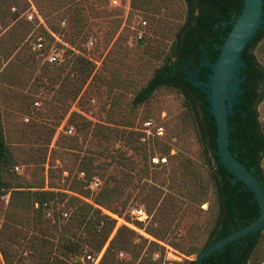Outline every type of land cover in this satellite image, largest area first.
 Returning a JSON list of instances; mask_svg holds the SVG:
<instances>
[{
  "label": "rangeland",
  "instance_id": "rangeland-1",
  "mask_svg": "<svg viewBox=\"0 0 264 264\" xmlns=\"http://www.w3.org/2000/svg\"><path fill=\"white\" fill-rule=\"evenodd\" d=\"M30 5L42 24L22 16ZM185 10L184 0H0V131L13 159L3 172L10 189L0 195V231L7 224L16 227L9 248L20 252L21 264H37L46 252L41 234L19 224L26 215L31 219L37 207L32 192L41 191L49 193L42 220L57 232L69 218L73 198L96 208L97 193L116 186V199L98 207L116 226L98 254L103 255L122 222L133 231L132 243L141 246L135 261L137 249L115 253L117 264H137L140 258L144 264H184L192 258L184 255L189 247L204 245L210 196L197 206L184 189L182 194L173 192L164 178L165 168L181 156L196 164L203 156L182 96L161 87L144 103L132 105L133 96L162 64ZM38 37L46 51L61 53L60 62L48 63L46 51L35 49ZM252 53L264 65V35ZM256 112L264 133V88ZM145 119L160 124L164 135L146 143L138 139L143 146L138 152L126 136ZM67 127L72 134L63 133ZM153 154L166 157V163L151 165L148 157ZM259 165L264 178V156ZM92 179L99 181L95 190L88 188ZM177 195L179 210L161 232L157 214L169 209L168 196ZM135 206L146 213L145 222L128 215ZM20 227L26 232L23 240ZM52 235L55 242L58 235ZM3 238L0 234V244ZM82 245L79 252L65 254L72 264H83L90 252ZM262 249L260 264L264 243ZM155 253L158 259L153 260ZM109 259L102 264H110Z\"/></svg>",
  "mask_w": 264,
  "mask_h": 264
},
{
  "label": "trees",
  "instance_id": "trees-1",
  "mask_svg": "<svg viewBox=\"0 0 264 264\" xmlns=\"http://www.w3.org/2000/svg\"><path fill=\"white\" fill-rule=\"evenodd\" d=\"M184 3L186 6L184 20L173 35L168 53L162 64L153 70L146 84L133 96L132 105L138 106L144 103L154 90L164 87L182 96L184 106L191 115L197 141L203 151L201 161L196 164L190 158L181 156L175 164L165 168L164 178L173 192L182 194L181 191L184 189L186 198L195 201L197 206L209 196L211 198V206L206 210L208 221L203 227L206 234L204 245L200 248L189 247L184 252L185 256L192 257L190 260H185L184 264H194L195 256L203 248L253 222L258 216V208L253 197L246 195V191H241L242 187L234 188L236 182L231 184L228 180L231 176L216 155L215 127L208 111L206 95L188 81L187 75L191 70L193 73H199L204 81L207 80L209 69L201 65L202 53L208 61L215 60L218 47L230 29V22L240 12L241 0H184ZM142 5L144 2L141 3ZM253 49L247 55L250 70L244 75V93L250 96L242 99L244 107L239 113L251 118L247 122H231V134L234 158L257 179L264 193V178L259 165L261 157L264 156V133L258 124L256 112L264 88V65L253 55ZM126 140L138 152L143 149L142 144L138 142L136 132L130 130ZM141 157L144 158L143 154ZM12 163L13 159L0 131V195L10 189L3 178V172ZM117 193L116 186L98 192L93 202L96 208L73 198L75 204L70 207L71 212L67 222L59 226L55 232L46 227L41 214L42 204L48 205L49 193L32 192L33 202L37 203V207L32 210L31 219L26 215L19 224L32 227L41 234L42 244L47 245L46 252L39 258L37 264H72L65 254L79 252L84 246L83 243L90 251L87 254L97 255L115 226V220L101 215L98 207L112 203ZM179 196H168L170 210H165L164 214H157L159 217L155 220L157 230L165 232L168 229L179 210V204L182 203L178 200ZM156 198L153 200V205L157 203ZM28 199L29 197H25V200ZM14 222L17 223V220ZM15 229L16 227L7 224L5 230L0 231L4 237L0 244V255L4 264H21L20 252L9 248L13 236L11 231ZM262 229L263 227L235 245H226L206 256L201 264H260L263 253L262 243H264ZM19 231L21 240L25 239L26 232L21 230V227ZM53 232L58 235L55 242H53L55 239ZM80 234L83 235L82 240ZM132 234L133 231L124 225L115 229L99 264L104 263V259L109 255V263L117 264L114 254L129 248L139 250L133 255V260H137L141 246L139 243H132ZM54 253L59 254L56 256ZM139 261L145 263L142 258Z\"/></svg>",
  "mask_w": 264,
  "mask_h": 264
},
{
  "label": "water",
  "instance_id": "water-1",
  "mask_svg": "<svg viewBox=\"0 0 264 264\" xmlns=\"http://www.w3.org/2000/svg\"><path fill=\"white\" fill-rule=\"evenodd\" d=\"M264 35V0H241L237 17L218 47L213 62L202 53L201 65L209 69L207 80L199 73L187 72L188 81L206 95L208 111L215 127V147L218 161L230 174V183L242 187L246 195L254 198L257 218L250 224L227 234L203 248L194 258V264L226 245L241 242L264 225V193L257 179L233 155L231 122H247L251 117L239 115L244 107V75L250 70L247 55Z\"/></svg>",
  "mask_w": 264,
  "mask_h": 264
},
{
  "label": "built area",
  "instance_id": "built-area-1",
  "mask_svg": "<svg viewBox=\"0 0 264 264\" xmlns=\"http://www.w3.org/2000/svg\"><path fill=\"white\" fill-rule=\"evenodd\" d=\"M116 2L117 1H114L113 3L116 4ZM12 10L14 11V9ZM22 16L24 17L26 21L36 20L38 23L42 24L40 16L38 15V13L36 12L35 8L32 5L29 6V9L26 10L22 14ZM144 24H145L144 22L141 23V25H144ZM137 37L138 39L141 38L140 33H138ZM35 49L38 51H44V52L46 51L40 37L36 38L35 40ZM45 60L50 64H55L57 62H60L61 53L55 49H48L45 54ZM134 131L138 134L139 141L143 143H146L150 139H160L164 135L163 127L152 119L143 120L139 124V127L135 128ZM63 133L68 134V135L72 134V128L67 127L66 130L63 131ZM148 161L153 166H160L166 163V157L153 154L148 157ZM62 175L66 176V172L63 171ZM98 186H99V181L97 179H92L88 184V188L90 190H95L98 188ZM42 207L46 209L47 203H43ZM46 215L48 216L49 213L47 212ZM62 215L63 217L66 216L65 213H63ZM128 215L130 216L131 219L137 222H145L147 220V215L141 207L135 206V207L129 208ZM121 225H124L127 227L129 226L128 224L123 223V222ZM100 258H101L100 254L95 255V256L90 255V254H85L83 258L81 259V262L83 264H86V263L99 264ZM152 258L153 260L158 259V254L157 253L153 254ZM163 264H171V263L167 262Z\"/></svg>",
  "mask_w": 264,
  "mask_h": 264
}]
</instances>
